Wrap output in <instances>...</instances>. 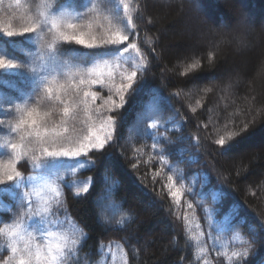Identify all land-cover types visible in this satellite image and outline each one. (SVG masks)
<instances>
[{"label": "trees", "instance_id": "obj_1", "mask_svg": "<svg viewBox=\"0 0 264 264\" xmlns=\"http://www.w3.org/2000/svg\"><path fill=\"white\" fill-rule=\"evenodd\" d=\"M51 3L72 16L91 6V0ZM130 8L132 40L146 56L137 77L142 86L118 110L114 139L75 161L77 178L90 191L77 197L73 186L61 183L64 207L46 228L65 215L86 230L79 253L88 263L239 264L231 253L255 239L243 264H264V0H130ZM117 11L124 17L122 6ZM250 13L246 33L236 20ZM0 40L3 56L29 60L30 70H38L31 82L18 78L20 91L36 90L39 77L51 75L40 50ZM117 55L61 44L59 60L62 67L90 66ZM121 62L130 69V60ZM149 120L159 129L146 133ZM245 124L246 131L227 138ZM222 136L223 147L215 143ZM168 175L185 185L179 204L165 187ZM209 213L216 225L211 231ZM197 232L199 243L190 239Z\"/></svg>", "mask_w": 264, "mask_h": 264}, {"label": "snow or ice", "instance_id": "obj_2", "mask_svg": "<svg viewBox=\"0 0 264 264\" xmlns=\"http://www.w3.org/2000/svg\"><path fill=\"white\" fill-rule=\"evenodd\" d=\"M17 6H20L19 0ZM121 6L124 17L117 11ZM38 7V14L28 16L18 28L0 25V33L6 38L37 34L41 41L39 59L51 69L50 76L39 77L35 103L13 102L7 106V111L15 113L14 117L8 121L0 120V124L7 123L15 137L6 145L10 155L0 159V194L18 200L21 209L15 220L5 222L0 227V237L5 238L10 252L2 264H68L69 258L79 251L88 234L71 219L66 217L61 222L67 223L68 227L44 231L51 223L50 217L54 212L64 207L61 201V181L64 179L60 172L64 168L62 162L87 157L93 151L102 152L114 139L120 119L118 110L124 108L127 97L142 86L137 77L146 66L145 53L131 36L136 31V24L130 14V0H91V6L78 16L57 11L51 0H41ZM123 18L127 19L125 26L120 23ZM101 21L107 22V27ZM61 44L88 50L104 48L119 55L115 59L99 60L90 66L67 65L64 62L62 67L59 60ZM130 50L135 57L125 56ZM122 60L131 61L130 69L123 68ZM26 67L15 59L0 55V72L19 71ZM31 71L35 73L38 70L32 68ZM97 86L107 89V97L101 96ZM98 99L102 103L97 104ZM145 123L146 133L160 127L156 120ZM247 128L245 124L239 132H229L227 138L230 140ZM215 143L223 147L225 137L222 136ZM160 159L166 163L162 154ZM22 161L30 164L34 174L26 176L18 170ZM80 167L83 168V165ZM68 171L75 172V169ZM167 178L165 187L169 190V196L179 204L185 185L175 181L172 175ZM89 191L88 185L78 186L74 195L78 197ZM187 208L193 209V204L188 203ZM225 222H230L227 216ZM215 227L209 213L210 231ZM38 232L45 237L42 243L38 239ZM202 235L197 232L190 239L199 243ZM256 243L253 239L247 247L233 251L230 259L235 258L239 264H243ZM117 248L124 252L122 247Z\"/></svg>", "mask_w": 264, "mask_h": 264}, {"label": "rangeland", "instance_id": "obj_3", "mask_svg": "<svg viewBox=\"0 0 264 264\" xmlns=\"http://www.w3.org/2000/svg\"><path fill=\"white\" fill-rule=\"evenodd\" d=\"M36 1L37 0H19L20 6L18 7L17 0H0V25H12L13 27L17 28L20 27L26 22L28 16H35L38 14L39 10L36 6ZM253 18L254 16L250 13L243 16L241 20H236V23L239 25L238 29H243V31L245 30V32L248 33V31H246V28L250 27L251 22H253L254 20ZM189 25L190 24L188 23L186 27H189ZM190 28L193 30V26L190 25ZM0 39L10 42L13 40H23L24 42L26 41L27 44L32 45L37 50H40L41 41L35 33L26 34L24 37L14 38H6L2 33H0ZM2 43L3 42L0 40V51L2 49V51L5 52ZM0 55L3 54L0 52ZM28 61H18L19 63L27 66L23 70L0 72V106H2L0 107V120L8 121L14 117L15 113H9L7 111V106L13 102L23 103L25 101H29L30 103H35L37 96L36 90L34 88L28 90L26 89L23 92L18 89V85H20V83H18L20 79L18 78L23 76V79H26L28 82H31L33 79ZM25 87H28V85H26ZM97 90L100 91L102 97H107V95L109 94L107 92V89H100L99 86H97ZM29 97H31V100H29ZM100 103H102V100L98 99L97 104ZM14 138V134L11 132V129L10 127H8L7 123L0 124V159H6L10 155V150L6 145ZM75 161H77V159L63 161L62 163L64 165V168L60 169L61 174L64 176V179L61 181V183L73 186L74 188L78 186L82 187L85 185L84 181H80L77 178V169L79 167L74 165ZM72 168L75 169V172L68 171V169ZM18 170H21L26 176L34 174L30 164L27 161H22L18 165ZM2 196L3 194H0V227H3L5 222L11 223L13 220H15L17 214L21 211L18 200H14L11 196L5 195L7 197L6 201L2 202ZM16 203L17 205H15ZM65 219V215H63L60 219L57 220V226L45 228L44 231L46 232L48 230H57L62 227H68L69 225L67 223H61L62 221H65ZM37 236L39 241L42 243L45 237L39 232L37 233ZM9 255L10 252L7 249L6 240L4 237H0V264H2V261ZM87 261L88 260H86L85 258L80 257V253L78 251L76 254L69 258L68 264H98L91 261H89L88 263Z\"/></svg>", "mask_w": 264, "mask_h": 264}]
</instances>
